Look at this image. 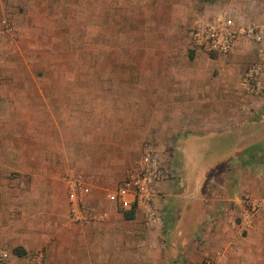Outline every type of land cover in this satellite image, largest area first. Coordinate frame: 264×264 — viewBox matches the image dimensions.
Returning a JSON list of instances; mask_svg holds the SVG:
<instances>
[{"label": "rangeland", "instance_id": "1", "mask_svg": "<svg viewBox=\"0 0 264 264\" xmlns=\"http://www.w3.org/2000/svg\"><path fill=\"white\" fill-rule=\"evenodd\" d=\"M55 1L56 17L51 24L33 27L36 38L31 43L18 42L17 49L29 50L30 45L28 56L15 55L8 67L0 61V145H24L28 126L24 117H75L73 123L59 124L63 140L52 141L62 142L70 155L66 168L55 176L57 199L49 214L50 227L64 222L70 230L69 236L57 240L73 244V239L80 247L93 243L92 237L77 235L79 228L88 225L67 219L63 177L69 172L86 176L95 196L89 205L97 209L98 197L136 171L144 145H156L165 163L177 166L179 156L172 157L173 147L185 142L188 131L174 117H240L237 124L202 130L200 138H188L185 143H194L193 152L201 158L224 159L225 171L234 176L239 173L245 183L250 174L264 175V0ZM224 10L234 13L238 24L254 26L261 39L246 37L235 52V65L231 63L235 47L225 55L206 53V63L196 61L190 37L194 21L204 12ZM199 65L207 67L208 77L199 75L198 84V74L191 68ZM210 79L218 88L214 101L210 100L214 104L205 99L207 85L212 92ZM192 89L199 91L196 97L191 96ZM220 94L223 105L215 104ZM36 127L40 130V124ZM14 131L22 139L9 140L6 133ZM218 132L225 133L224 139L213 136ZM2 150L0 163H8L10 157ZM244 197L242 193V203ZM117 211L125 214L119 207ZM164 234H160L161 241ZM133 240L124 241L131 249L129 260L135 255ZM55 242L53 235L42 246L53 261ZM0 246L7 248L1 242ZM161 250L160 264H171L172 249L164 246ZM8 251L10 260L15 256ZM24 252L14 258L22 261L24 257L21 264H27ZM84 253L91 254L86 250L80 255ZM112 254L119 257L121 253ZM143 254L145 264H151L152 252L144 250ZM88 259L81 261L90 264Z\"/></svg>", "mask_w": 264, "mask_h": 264}, {"label": "crops", "instance_id": "2", "mask_svg": "<svg viewBox=\"0 0 264 264\" xmlns=\"http://www.w3.org/2000/svg\"><path fill=\"white\" fill-rule=\"evenodd\" d=\"M56 7L55 0H0V51L3 55L0 61L8 67L15 55L26 58L31 47L28 45L29 50L17 49L18 42L31 43L35 40L33 27L51 24V19L56 17ZM245 39L243 35L236 38L231 63L234 64L237 59L235 52H239ZM192 43L194 59L206 63V53ZM191 71L198 74V84L201 81L199 75L208 77L207 67L199 65L192 67ZM209 81L212 83V92L208 90L210 85H207L205 99L208 104H214L210 100L214 101L217 86L211 79ZM217 85L223 86V83ZM192 90L191 96L196 97L200 89ZM222 97L220 94L215 104L223 105ZM24 118L28 125L23 134L24 139L15 131L6 133L9 140L21 138L24 145H0L4 154L10 157L8 163H0V242L10 251L16 247L25 251L27 261L32 253L42 252L41 262L34 264H87L81 261L86 256L92 260L90 264H145L143 252L146 250L153 254L151 264H160L161 248L168 246L174 253L170 257L171 264H180L181 259L188 264L204 259L213 260L215 264H264V175L250 174L245 183L239 173L234 176V172L232 175L227 170L232 176L229 180L223 165L224 159L218 162L214 158H201V154L193 152L194 143H185L189 139L200 138L202 130H222L224 124H237L240 117H174V122L184 125L189 139L173 147L175 151L172 157L179 156L177 166H174L177 181L165 179L156 190L158 194L153 197L151 204L159 211L157 220L153 223L150 218L149 205L145 199L139 200L133 210V217L128 220L117 211L116 204L103 195L101 199H94L98 201L97 209L91 207L103 211L105 219L77 230L80 237H92V245L85 247L75 244L73 239V244L57 240L58 237L69 236L70 230L66 228V223L62 222L56 228L49 225V216L52 218L49 215L50 208L57 199L56 183L59 180L55 176L66 168L70 156L62 142L52 141L63 140L64 129H60L59 124L73 123L71 119L75 117ZM38 124L40 130H37ZM213 136L224 139L225 133L218 132ZM33 143L38 145L32 147ZM231 150L234 151L233 148ZM217 172L220 175L216 177ZM242 193L257 201L255 212H246L241 202ZM93 195L91 189L86 200L88 206L92 197H95ZM161 233H165L162 241ZM53 235L56 242L51 250L57 253L54 261L49 259L47 251L42 250V246L47 245ZM127 239H134L133 260L128 259V251L131 249L124 242ZM84 248L91 254L80 255V252H86ZM46 250L50 251V248ZM118 252L121 253L119 257L112 254ZM13 256L17 258L20 255L14 253ZM14 258L0 264H21L24 257L22 261Z\"/></svg>", "mask_w": 264, "mask_h": 264}, {"label": "built area", "instance_id": "3", "mask_svg": "<svg viewBox=\"0 0 264 264\" xmlns=\"http://www.w3.org/2000/svg\"><path fill=\"white\" fill-rule=\"evenodd\" d=\"M238 35L247 38L261 39L260 31L252 25H240L236 22V15L229 11L203 13L191 27L190 37L194 45L209 55H225L233 49ZM177 170L168 161L165 163L163 154L156 145L146 144L136 171L116 187L107 190L105 197L116 204L123 211L134 210L139 200L147 201L149 216L157 220L159 214L151 203L157 193L158 186L165 180L177 181ZM65 183V200L70 222L79 225L101 222L105 213L87 205V197L92 183L80 172H69L63 177ZM244 209L248 214L255 212L257 201L245 195ZM9 251L0 246V263L9 259ZM42 252H34L28 258L31 264L42 260ZM202 264H215L213 260H206Z\"/></svg>", "mask_w": 264, "mask_h": 264}, {"label": "trees", "instance_id": "4", "mask_svg": "<svg viewBox=\"0 0 264 264\" xmlns=\"http://www.w3.org/2000/svg\"><path fill=\"white\" fill-rule=\"evenodd\" d=\"M133 214H134V211L133 210H128V211H125V217L127 219H131L133 217ZM13 253H15L16 255H20L22 254V251L21 249H19L18 247L14 248L13 250Z\"/></svg>", "mask_w": 264, "mask_h": 264}]
</instances>
